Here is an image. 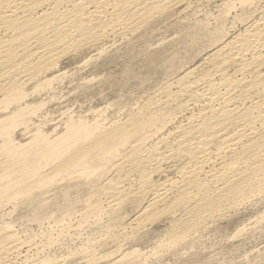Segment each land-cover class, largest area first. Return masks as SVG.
<instances>
[{
	"label": "bare ground",
	"instance_id": "bare-ground-1",
	"mask_svg": "<svg viewBox=\"0 0 264 264\" xmlns=\"http://www.w3.org/2000/svg\"><path fill=\"white\" fill-rule=\"evenodd\" d=\"M200 1L0 0V105L9 111L0 117V134L28 108L19 106L26 89L48 84L44 78L65 55L139 29L165 10ZM252 1L240 0L244 6ZM257 1L262 3L258 14L208 54L205 66L164 84L124 121L104 129L68 126L51 142L35 138L12 146L4 141L0 205L26 198L41 208L32 195L46 183L40 168L58 159L56 170L83 174L98 169L97 176L123 170V180L93 186L95 201L123 206L150 197L146 212L180 214L172 221L175 239L264 192V0ZM169 169L175 177L153 180V174ZM22 245L9 229L0 228V264H15L12 260L27 246Z\"/></svg>",
	"mask_w": 264,
	"mask_h": 264
},
{
	"label": "rangeland",
	"instance_id": "rangeland-1",
	"mask_svg": "<svg viewBox=\"0 0 264 264\" xmlns=\"http://www.w3.org/2000/svg\"><path fill=\"white\" fill-rule=\"evenodd\" d=\"M255 1L250 6L240 0L179 5L134 32L109 36L65 55L44 78L48 84L38 91L32 86L26 89L28 98L19 104L28 106L21 113L23 121L5 127L0 145L8 141L25 146L35 138L51 142L63 136L68 126L104 129L124 121L164 84L205 66L208 54L258 14L262 3ZM2 107L0 117L9 112ZM60 161L40 168L46 183L32 195L41 208L26 198L0 205V228L9 229L22 246L27 245L12 260L15 264H264V192L175 239L172 221L180 214L172 217L161 212L160 216L154 209L147 214L144 208L150 197L141 198L140 204L127 202L129 206L95 201L93 186L123 180V170L107 169L102 176L91 168L83 174L56 170ZM168 171L153 174V180L175 177V171ZM94 208L98 212L89 214Z\"/></svg>",
	"mask_w": 264,
	"mask_h": 264
}]
</instances>
